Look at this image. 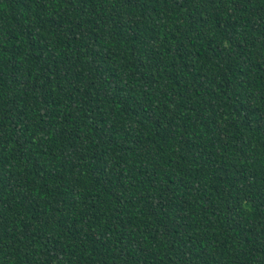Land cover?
Here are the masks:
<instances>
[{
    "label": "trees",
    "instance_id": "1",
    "mask_svg": "<svg viewBox=\"0 0 264 264\" xmlns=\"http://www.w3.org/2000/svg\"><path fill=\"white\" fill-rule=\"evenodd\" d=\"M0 264H264V0H0Z\"/></svg>",
    "mask_w": 264,
    "mask_h": 264
}]
</instances>
